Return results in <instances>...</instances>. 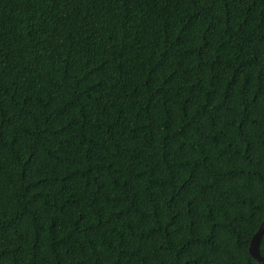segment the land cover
Segmentation results:
<instances>
[{"label": "trees", "instance_id": "16d2710c", "mask_svg": "<svg viewBox=\"0 0 264 264\" xmlns=\"http://www.w3.org/2000/svg\"><path fill=\"white\" fill-rule=\"evenodd\" d=\"M263 217L264 0H0V264H260Z\"/></svg>", "mask_w": 264, "mask_h": 264}, {"label": "water", "instance_id": "95a60500", "mask_svg": "<svg viewBox=\"0 0 264 264\" xmlns=\"http://www.w3.org/2000/svg\"><path fill=\"white\" fill-rule=\"evenodd\" d=\"M264 233V217L262 218L257 230L251 237L249 242L248 251L249 254L256 259L260 264H264V257L259 252V241Z\"/></svg>", "mask_w": 264, "mask_h": 264}]
</instances>
